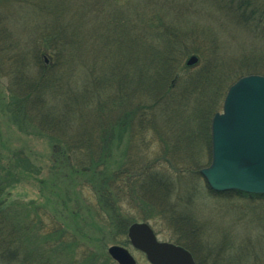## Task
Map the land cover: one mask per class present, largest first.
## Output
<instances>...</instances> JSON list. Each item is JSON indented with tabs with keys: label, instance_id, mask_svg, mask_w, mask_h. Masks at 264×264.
<instances>
[{
	"label": "trees",
	"instance_id": "1",
	"mask_svg": "<svg viewBox=\"0 0 264 264\" xmlns=\"http://www.w3.org/2000/svg\"><path fill=\"white\" fill-rule=\"evenodd\" d=\"M85 1L90 22L96 21L102 29H78L88 18L80 16L78 20L76 12L75 21H66L68 14L75 12L69 10L61 20L50 15L48 29L28 32L24 43L17 38L11 41L7 36L9 30L0 29V64L7 65L10 78L6 112L13 124L46 137L51 159L47 175L39 182L41 192L48 189L49 197L43 199L46 206L32 200H9L6 190L27 174H37L39 168L31 163L26 149L0 148V264H111L104 241L119 242L117 238L126 236L128 226L136 218L122 206L131 201L140 212L141 221L160 216L166 217L176 229L179 225L190 229L188 220L182 216L190 201L187 196L183 198L181 190L188 184L181 182V174L194 179L200 176L199 169L205 161L199 159L202 153L209 163L210 121L221 108L227 87L242 75L264 74V45L256 49L252 45L248 56L232 59L236 67L231 68L224 60L223 52L228 50L217 49V44L208 41L207 49L203 47L199 52L206 49L221 55L203 58V68L186 73L183 79L187 82L182 84L177 75L181 58L196 50L188 44L181 45L170 30L174 29L173 24H165L159 18L156 26L146 17L139 25L134 15L126 16L120 11L121 16H117L112 14L116 9L111 13L96 0ZM94 3L98 17L89 15L94 11ZM188 4L195 14L204 11L218 27L264 29V0H190ZM0 17H4V10L0 11ZM138 25L144 29H137ZM97 35L103 39L105 54L115 53L110 42L117 47L115 40L119 38L128 47L138 45L146 55L160 50L158 56L149 55L152 60L146 74L150 77L142 86L143 95L151 104L142 109L140 105L121 109L120 97L116 92L109 93L111 80L105 78V66L110 69L118 66L110 60L97 59L92 46L98 40ZM127 76L119 75L122 82L118 88L126 86ZM147 131L152 141L161 143L154 162L171 163L174 179L167 172L142 166L138 167V174L134 172L133 158L139 153L135 149L139 145L146 147ZM194 141L201 147L193 145ZM194 147L199 148L198 152L202 150L199 158L191 156ZM174 155L175 162L167 160ZM75 187L81 193L88 188L94 194L93 202L81 194L77 196ZM205 187L211 194L233 192L248 199H264V194L216 193L206 184ZM42 208L48 214L47 225L40 215L31 213ZM81 222H85V228ZM185 235H179L184 242L188 240ZM179 246L193 257L187 243L180 242ZM212 253L215 252L210 251L209 264H221L224 258Z\"/></svg>",
	"mask_w": 264,
	"mask_h": 264
},
{
	"label": "rangeland",
	"instance_id": "2",
	"mask_svg": "<svg viewBox=\"0 0 264 264\" xmlns=\"http://www.w3.org/2000/svg\"><path fill=\"white\" fill-rule=\"evenodd\" d=\"M2 1L0 3V11L4 10V17H0V29L9 30L7 36L8 39L12 38L10 39L11 41L13 38L16 41L17 38V40L20 39L24 43L25 38L28 37V32L33 33L36 29H43V27L48 29L46 25L50 24V15L53 17L56 16L55 20H61V18L66 17L65 14L68 10L70 13L71 11L75 12L68 14L66 21L68 19H74L75 21L76 18L81 20V17H85L86 19L88 18L86 24H81L78 29H102L98 24H95L96 21L92 20V23L90 22L91 17L89 18L85 13V9L87 7V1L85 0H65L63 3L65 6L60 3L62 0ZM92 1L94 2V0ZM96 1L104 4L111 13L114 9H116L117 11L112 14L117 16H121L123 11L126 13V16H128V14L134 15L133 18H135L136 21H139V25L140 23L146 21V17L151 24L156 26L160 23V19H162L165 24H173L174 29L170 30L180 39L181 45L185 47V44H188L189 46H192L191 48H193V50H196L181 58L177 75L180 79V83L182 84L187 82L183 79L186 73L199 67L203 68L205 64V59L203 58H216L221 55H214L217 51L213 54L208 51L206 52V43L208 41H210L211 44H217V49L219 47H224V49L228 50L223 52V54L225 56L224 60L230 64L229 66H231V68L236 67L232 64V59L248 56L250 53L249 49L252 45L255 49L258 45H264V29H259L257 27H254L253 29H245L243 26L236 28L231 25L218 27L215 23H213L211 18L205 15L204 11L195 14L191 5L188 4L190 0ZM72 6L74 7L72 8ZM93 8V13H89V15L98 17L100 14H98V9L95 10V8H97L95 3L93 4ZM76 12L79 16L77 15L75 18L74 15ZM89 12H92V9L89 10ZM139 25L136 27L137 29H144V27ZM97 39L96 44L92 45L97 59L100 61L101 59L106 61L110 60L111 63L118 66L115 67V69H110L108 65L105 66V78L106 80H111L107 88L110 89L109 93L111 94L116 92L120 97V103L123 104L121 106L123 108L121 109L130 110L131 107H137V105H140V109H142V106L151 104V102H149L143 95L142 86L145 85L146 81L150 77H147L146 74V72L148 73L149 68L148 62L150 63L152 60L151 56H158L160 54V50L155 49L153 55L150 53L146 55V52L141 53V47L138 45L128 47L127 44L122 43L121 38H119L115 40L118 43L117 47L110 42V46H112L115 53L105 54L103 39L101 36H98ZM140 41L141 40H139V42ZM107 42L109 44L108 40ZM152 42L154 43L153 39ZM203 47L206 49L199 52V50ZM130 49L131 52L128 51ZM190 56L196 57V61L193 64L186 63ZM209 58L207 60H209ZM98 69H100V67ZM99 71L101 72V70ZM174 72H176V70ZM118 74H123L124 76L128 74L125 78L126 86L118 88L119 84L122 82V80L119 82L120 79H118ZM138 77H140V79H138ZM9 79L7 65H4L3 63L0 64V148H5V150L13 148L26 149L30 154L28 157L31 163L36 168H39V172L33 175L27 174L19 183H16L12 188L7 189L6 192L8 193L9 200L15 199L24 202L32 200L36 204L42 202L43 206H46L47 201L44 202L43 199L45 197H49L48 189H43L42 194L39 182L40 179L47 175V168L51 161L49 155V145L46 137L43 138L41 136H37L32 133L30 129L26 128V126H20L19 124H13L11 122V118L6 112V104L9 101L10 96ZM112 80L114 81L112 82ZM174 80L176 81L177 79ZM171 81L172 80H169V82ZM143 101L146 103H142ZM146 110L147 112L150 111L147 108ZM180 110L182 113H185V110H183L182 107H180ZM137 118L142 120L138 115ZM133 125L134 124H131L129 126ZM157 125L159 126V124ZM123 132L126 134L125 127H123ZM145 134L146 136L144 142L146 147L139 145L135 149V151L137 150L140 154L138 153L135 155L137 158H133V168H136L134 172L138 174L140 172L138 167L142 166L143 169L145 168L152 171L160 170L165 173L167 172L169 173L168 175L174 179L175 177L172 172L173 167H171V163L169 164L168 162L161 161L154 162V159L159 156L158 152H160V148L158 145L161 144L160 141H152V137L148 131L145 132ZM194 144L195 141L193 142V145ZM195 146L198 145L195 144ZM198 147H201V145ZM198 147L192 148L193 151L191 152V156L196 158L200 157L202 150H199L198 152ZM198 153L199 155L197 156L196 154ZM201 156L202 158H199L200 161L203 162V160H205L201 167L207 166L208 158L203 155V153ZM174 157L175 155L167 160L171 159L173 163L175 162ZM181 175H183L181 182L188 184L187 188L181 190L183 191V198L187 196L190 201L187 206L188 208H185L188 213L185 211L182 216L188 220L190 229H188L189 231L186 230L183 225H179V228L176 229L166 217H153L150 220H146V222L153 230L157 240L161 242H171L174 244H176L179 240V243L176 245H179L180 242L181 245L183 243H187L189 248L193 251L194 264H209V257L211 255L210 251L215 252L212 253V256H218L220 259L224 258L223 261H220L221 264H264V199H248L235 195L233 192L225 193L226 195L211 194L207 191L205 187L206 182L200 172V176L197 175L196 179L189 177L185 173H182ZM56 191H58V189ZM74 193L77 196H80L81 194V197H86L90 202H93L94 200V194L86 187L82 190L83 195L81 190H78L76 187L74 188ZM70 197H72V195ZM122 209L126 213L135 217L137 222H141V220L138 219V217H140V212L137 213L135 203L132 201L127 204L125 203L122 206ZM34 212H36L37 215H40V218L43 220L45 225L48 224V214H44V212L47 213L45 209L31 210L32 215ZM89 219L90 218H88V221ZM81 225L85 228V222H81ZM192 229H194V232ZM181 234H186L185 238L187 237L186 239H188V242H184L181 238H179V235ZM117 239L119 242L113 240L104 241V250L110 259L111 257L108 255L106 249L108 246L116 244L127 248L129 253L135 258L137 264H151L146 259L143 252L131 246L127 235L124 236V238ZM110 261L113 260L111 259ZM111 264H116V262L113 261Z\"/></svg>",
	"mask_w": 264,
	"mask_h": 264
},
{
	"label": "water",
	"instance_id": "3",
	"mask_svg": "<svg viewBox=\"0 0 264 264\" xmlns=\"http://www.w3.org/2000/svg\"><path fill=\"white\" fill-rule=\"evenodd\" d=\"M195 61L190 56L186 63ZM199 172L214 192L264 194L263 74L240 76L227 88L221 110L211 118L210 162ZM127 238L151 264H194L189 251L158 241L146 222L131 223ZM106 250L118 264H136L124 246L112 244Z\"/></svg>",
	"mask_w": 264,
	"mask_h": 264
}]
</instances>
